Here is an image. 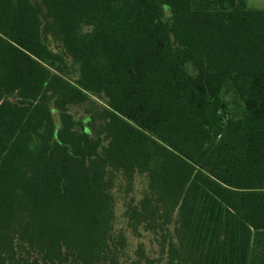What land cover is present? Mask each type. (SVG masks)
<instances>
[{"label": "trees", "instance_id": "16d2710c", "mask_svg": "<svg viewBox=\"0 0 264 264\" xmlns=\"http://www.w3.org/2000/svg\"><path fill=\"white\" fill-rule=\"evenodd\" d=\"M136 176L164 264H264V9L0 0V264H122Z\"/></svg>", "mask_w": 264, "mask_h": 264}, {"label": "rangeland", "instance_id": "374dc122", "mask_svg": "<svg viewBox=\"0 0 264 264\" xmlns=\"http://www.w3.org/2000/svg\"><path fill=\"white\" fill-rule=\"evenodd\" d=\"M246 7L249 9H264V0H245ZM75 75L74 73L72 74ZM225 99L229 102L230 107H232V98L229 95L225 96ZM72 113L75 118L79 117L82 113L80 109H73ZM144 177L136 176L131 183L130 192L125 195L121 193L118 196L117 202L114 207L115 212V230H120L128 239L129 245L126 249V258L122 264H133L132 261L137 259L138 250H142L145 257L152 260L154 264H164L165 255L162 252L160 242L161 238L150 233H141L139 237H134L130 234L129 230L126 228V222L123 217V212L125 211V203L128 201L129 197H133L138 200L141 197V191L144 187ZM172 228V227H171Z\"/></svg>", "mask_w": 264, "mask_h": 264}]
</instances>
